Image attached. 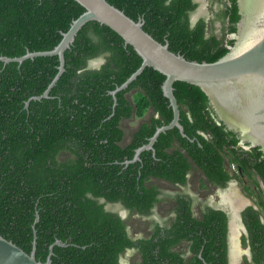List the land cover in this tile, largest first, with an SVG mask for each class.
<instances>
[{
  "label": "trees",
  "instance_id": "16d2710c",
  "mask_svg": "<svg viewBox=\"0 0 264 264\" xmlns=\"http://www.w3.org/2000/svg\"><path fill=\"white\" fill-rule=\"evenodd\" d=\"M107 1L135 21L143 18L145 31L188 60L213 62L234 42L227 36L236 31L237 0H221L213 18L195 22V0ZM84 11L76 0H0V57L53 49ZM97 58L101 65L90 67ZM141 63L131 45L97 21L86 23L65 51V71L49 97L30 100L54 79L58 55L0 60V235L30 252L38 213L36 258L43 262L59 239L67 246L53 247L51 264H121L129 250L139 257L135 264H230L227 211L196 206L184 191L166 195L152 182L184 187L196 166L219 188L239 174L254 181L258 200L241 212L251 260L244 256L241 264H264V157L256 147L240 146L238 136L217 122L198 86L173 83L187 136L169 129L159 135L155 151L126 163L173 118L162 90L166 76L152 67L119 90L114 105L111 92ZM150 109L125 142L123 121ZM166 197L170 217H153ZM109 204H119L128 216ZM133 214L149 218V233L131 234Z\"/></svg>",
  "mask_w": 264,
  "mask_h": 264
},
{
  "label": "water",
  "instance_id": "95a60500",
  "mask_svg": "<svg viewBox=\"0 0 264 264\" xmlns=\"http://www.w3.org/2000/svg\"><path fill=\"white\" fill-rule=\"evenodd\" d=\"M76 1L85 8V11L72 22L66 32L62 33V39L53 49L27 51L24 55L17 57H0V60L5 63L11 61L22 63L26 59L38 56L58 55L59 66L54 79L43 94L33 96L30 100L49 97L52 87L65 71V51L86 23L97 21L118 33L125 44L131 45L142 57L140 67L122 85L111 92L115 99L114 105H116V93L126 88L146 67H152L166 76L162 90L172 107L173 118L168 124L158 127L149 141L136 149L133 159L126 161L127 164L140 160L141 152L144 150L155 151L154 143L159 135L169 129L177 127L183 136H187L179 121L180 107L173 87L175 81H186L198 86L207 96L217 122L223 123L227 129L233 131L238 136L242 147L246 149L256 147L264 157V0H237L239 19L236 23V31L228 35V38L234 42L228 46L229 50L226 54L213 62L188 60L182 54L171 51L168 42L163 44L144 30L143 18L135 21L107 0ZM195 20L196 16H193L192 22ZM101 63L102 61L96 66L90 63L89 66L99 67ZM107 208L114 210L110 204ZM216 208L227 211L223 207L216 206ZM127 213L124 208L120 210L123 218H126ZM227 213L230 217L229 262L234 264L231 227L233 217L229 211ZM39 219V214L36 213L30 252L0 235V264H51L53 247L67 246V243L58 239L49 246L46 260L44 262L38 260L35 224ZM238 220L242 231L247 233L240 215ZM246 252L250 260V247H247Z\"/></svg>",
  "mask_w": 264,
  "mask_h": 264
},
{
  "label": "rangeland",
  "instance_id": "374dc122",
  "mask_svg": "<svg viewBox=\"0 0 264 264\" xmlns=\"http://www.w3.org/2000/svg\"><path fill=\"white\" fill-rule=\"evenodd\" d=\"M199 7L197 8L196 14H204L208 19L213 18V11L217 8V4H213V0H198ZM219 24H215V31H218ZM101 58L94 59L90 63L93 66H96L101 62ZM152 113V109H150L144 117L133 116L131 119L124 120L122 126L126 131L125 142H129L132 136V132L139 126L140 122L149 118ZM64 157V155H62ZM232 167V165H231ZM188 186H184L182 189L178 185L171 184L167 181L160 179H152V182L158 184L166 195H171L180 191H188L192 193L197 201V205L201 204H210L217 207H223L227 211L231 213V216L234 218V222H232V228L235 227L237 230V226H239V234L237 235L240 240V246L242 253L241 255H237V257L233 258V263L238 264L242 263L243 257L246 255L247 245H245L242 241V227L238 220V216L240 215L242 209L248 205V203H255L258 200V188L255 186V183L252 179H250L246 174H239L238 178H235L229 182V184L225 188H217L210 185L206 180H204V176L202 171L198 167H194L193 171L189 175ZM171 200L166 197L165 201L160 203L156 207V212L153 217H156L160 220L167 219L170 217L171 210ZM111 207L118 208L117 210H123L120 205H111ZM198 211V208H196ZM128 216V213H127ZM126 216V217H127ZM129 229L133 236H144L149 233V218L142 217L136 214H133L128 219ZM236 223V224H235ZM233 231V230H232ZM139 261V257L137 253L133 250L127 251L121 258V264H135Z\"/></svg>",
  "mask_w": 264,
  "mask_h": 264
},
{
  "label": "flooded vegetation",
  "instance_id": "af4514ba",
  "mask_svg": "<svg viewBox=\"0 0 264 264\" xmlns=\"http://www.w3.org/2000/svg\"><path fill=\"white\" fill-rule=\"evenodd\" d=\"M195 1L198 2V0H195ZM220 1H221V0H213V4H215V3L217 4V8L214 9V11H213V12H214V13H213L214 16H215L216 12H217L218 9H219ZM221 2H222V1H221ZM198 3H199V2H198ZM196 11H197V10H196ZM194 15H195V13L193 14V16H194ZM193 16H192V17H193ZM200 16H205V15H204V14H199V15L196 14V19H197L198 17H200ZM214 16H213V17H214ZM205 17H206V16H205ZM206 18H207V17H206ZM208 18H209V17H208ZM101 58H102V57H101ZM97 59H98V58H97ZM102 60H103V58H102ZM208 103H209V101H208ZM209 105H210V104H209ZM212 111H213V110H212ZM239 145H240V144H239ZM240 146H241V145H240ZM230 170H234V165H232V167L230 166ZM204 180L207 181L206 178H204ZM188 182H189V181H188ZM207 182H208V181H207ZM208 183H209L210 185L214 186V187H217V186L211 184L210 182H208ZM185 186H188V183H187V185H185ZM180 187H181L182 189H184L183 186H180ZM217 188H219V187H217ZM184 192L190 194L191 196H193V197L195 198V196H194L192 193H190V192H188V191H186V190H185ZM159 204H160V203H158V204L156 205V207H157ZM118 205H119V204H117V206H118ZM209 205H210V204H209ZM248 205H249V203H248ZM248 205H246V206H248ZM115 206H116V205H115ZM211 206H213V205H211ZM246 206H245V207H246ZM156 207H155V210H154L155 212H156ZM215 207H216V206H215ZM245 207H244V208H245ZM113 208H114V210H117L119 207H118V208L113 207ZM244 208H243V209H244ZM243 209H242V210H243ZM241 212H242V211H241ZM240 217L242 218L241 213H240ZM229 221H230V220H229ZM242 223H243V221H242ZM243 224H244V223H243ZM232 230H233V228H232ZM232 232H233V231H232ZM246 234H247V233H245V232H244V234L242 233V236H241V237H243V235H246ZM247 247H248V246H247ZM245 256L248 258V255H245ZM248 259H249V258H248ZM242 260H243V259H242ZM250 260H251V259H250Z\"/></svg>",
  "mask_w": 264,
  "mask_h": 264
},
{
  "label": "bare ground",
  "instance_id": "6f19581e",
  "mask_svg": "<svg viewBox=\"0 0 264 264\" xmlns=\"http://www.w3.org/2000/svg\"><path fill=\"white\" fill-rule=\"evenodd\" d=\"M232 222H234V218H232ZM239 226L240 225L237 226V230L235 227H233V250L235 257H237L238 254L241 255L242 253L241 246L239 245V237L237 236L239 234Z\"/></svg>",
  "mask_w": 264,
  "mask_h": 264
},
{
  "label": "clouds",
  "instance_id": "9594fccd",
  "mask_svg": "<svg viewBox=\"0 0 264 264\" xmlns=\"http://www.w3.org/2000/svg\"><path fill=\"white\" fill-rule=\"evenodd\" d=\"M229 35V34H228ZM228 37V36H227Z\"/></svg>",
  "mask_w": 264,
  "mask_h": 264
}]
</instances>
